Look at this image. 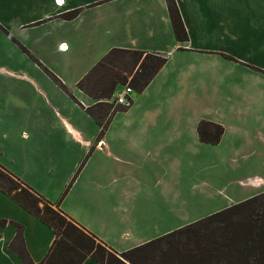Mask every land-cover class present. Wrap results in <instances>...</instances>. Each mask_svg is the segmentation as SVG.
<instances>
[{
  "label": "crops",
  "instance_id": "1",
  "mask_svg": "<svg viewBox=\"0 0 264 264\" xmlns=\"http://www.w3.org/2000/svg\"><path fill=\"white\" fill-rule=\"evenodd\" d=\"M23 2L38 9L37 16L0 18L1 31L14 39L31 26L58 25L62 31L51 32L50 52L58 54L56 73L66 84L77 85L114 47L156 52L167 61L141 92L132 91V104L114 114L103 134L86 112L87 95L80 90L82 120H67L65 126V140L79 147L73 153L52 156L24 149L32 142H25V129L15 137L0 130L2 165L60 202L70 217L118 252L264 191V174L254 175V155L264 156V72L256 69L264 70L257 58L264 53V22L256 26L254 15L264 14V0L262 7L261 0H176L188 33L182 42L175 36L167 0ZM19 8L24 7L11 9ZM73 11L74 17H66ZM202 120L224 127L218 143L200 139ZM46 156L53 159L46 161ZM222 167L240 174L226 179L218 173L212 183V170ZM211 202L222 206L198 217L183 213L187 221L172 224L180 218V203ZM2 220L0 264H24L10 248L16 224L23 226L31 258H45L53 229L0 189ZM82 264L101 263L88 257Z\"/></svg>",
  "mask_w": 264,
  "mask_h": 264
},
{
  "label": "trees",
  "instance_id": "2",
  "mask_svg": "<svg viewBox=\"0 0 264 264\" xmlns=\"http://www.w3.org/2000/svg\"><path fill=\"white\" fill-rule=\"evenodd\" d=\"M167 3L175 36L186 41L188 33L176 0ZM76 12L69 13L68 18ZM166 61L167 56L156 52L114 47L78 82L77 87L93 100L86 111L99 123L101 134L116 112L128 108L116 102L118 88L130 86L141 92ZM198 132L202 141L218 143L224 127L202 120ZM0 189L55 234L45 258L35 262L24 245L23 226L16 224L18 233L10 248L24 264H82L88 257L101 264H264V191L118 252L70 217L60 202H52L1 163Z\"/></svg>",
  "mask_w": 264,
  "mask_h": 264
},
{
  "label": "rangeland",
  "instance_id": "3",
  "mask_svg": "<svg viewBox=\"0 0 264 264\" xmlns=\"http://www.w3.org/2000/svg\"><path fill=\"white\" fill-rule=\"evenodd\" d=\"M22 1L15 0L14 3L16 4L13 5V0H0V18L5 21L18 14L22 18L29 20L37 16L38 9L29 6L26 7V2L21 3ZM259 5L262 7L263 0H261ZM16 6L24 8L11 9ZM262 9H264V6ZM68 16L69 14L66 15V17ZM254 21L258 22L256 26L260 27V22H264V14L260 12L254 15ZM22 31L24 33L21 37H15L13 39L11 37L8 38L5 35V31H1L0 29L1 133L6 131L7 136L15 137V134L25 129L29 133L26 136L27 139L25 142H32L26 144V146H21V148L30 149L34 147V150L48 152L52 156L59 152L73 153L79 147L73 141L65 140L67 138L65 129L66 127L68 128L66 121L76 123V121L82 120V114L80 112L85 111L79 103L84 95L77 85L62 82L56 73V71H60V67L57 61L58 54L50 52V47L52 46L50 34L52 31H55L57 34L61 33L62 29L58 25L53 26L48 24L41 28H33L31 26L28 29L29 32ZM258 47L255 45L254 49L257 50ZM257 56L255 57L259 58L258 61L264 64V53ZM83 100L86 103L93 102L87 96H84ZM70 133L74 138H78V134L71 130ZM2 143L7 144L9 140H4ZM5 156L8 155L5 154ZM50 159L52 160L53 158L48 156L45 158L46 161ZM263 161V155H254V175L255 173L264 174ZM218 173L220 176L225 174L226 179L240 174L232 173L227 167H222L218 172L212 170V183H217L215 176H218ZM247 181L250 184L253 180ZM202 190L203 187H200L197 191ZM221 206V204L219 205L214 202L209 204L197 203L192 206L180 203V218L178 222H172V224L180 225L185 223L187 220L181 218L184 216L183 213L191 217H198L204 215L207 211H213ZM163 218L164 220L161 221L162 225L167 223L165 216Z\"/></svg>",
  "mask_w": 264,
  "mask_h": 264
},
{
  "label": "built area",
  "instance_id": "4",
  "mask_svg": "<svg viewBox=\"0 0 264 264\" xmlns=\"http://www.w3.org/2000/svg\"><path fill=\"white\" fill-rule=\"evenodd\" d=\"M57 3L60 4L61 2ZM133 89L130 86H125L121 91L116 93V102L124 106H130L132 104V93Z\"/></svg>",
  "mask_w": 264,
  "mask_h": 264
},
{
  "label": "snow or ice",
  "instance_id": "5",
  "mask_svg": "<svg viewBox=\"0 0 264 264\" xmlns=\"http://www.w3.org/2000/svg\"><path fill=\"white\" fill-rule=\"evenodd\" d=\"M58 2H61V3H62V2H63V0H58Z\"/></svg>",
  "mask_w": 264,
  "mask_h": 264
},
{
  "label": "bare ground",
  "instance_id": "6",
  "mask_svg": "<svg viewBox=\"0 0 264 264\" xmlns=\"http://www.w3.org/2000/svg\"><path fill=\"white\" fill-rule=\"evenodd\" d=\"M259 181V180H258Z\"/></svg>",
  "mask_w": 264,
  "mask_h": 264
}]
</instances>
